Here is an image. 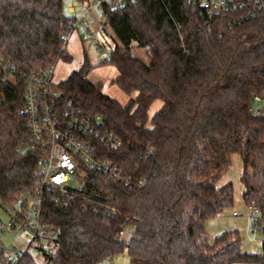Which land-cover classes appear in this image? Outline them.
<instances>
[{
	"label": "trees",
	"instance_id": "trees-1",
	"mask_svg": "<svg viewBox=\"0 0 264 264\" xmlns=\"http://www.w3.org/2000/svg\"><path fill=\"white\" fill-rule=\"evenodd\" d=\"M71 1L85 0H0L2 206L14 207L22 194L35 193L39 156L24 148L21 75L72 62L60 38L71 21ZM134 1L116 11L105 7V13L119 41L107 62L118 71L112 84L129 97L137 95L123 106L101 83H90L87 56L59 89L121 138L122 148L104 150L105 158L144 185L128 188L87 171L67 209L46 200L43 222L62 238L52 264H103L124 255L133 264H264V239L263 254L252 256L241 252L237 231L212 242L206 233L207 221L234 204L233 185L217 183L238 154L243 199L259 210L264 238V113L249 111L256 97L264 100V17L228 26L189 0ZM134 47L147 61L132 54ZM157 101L163 106L150 121ZM95 202L117 215L102 208L94 213ZM128 227L127 241L119 240ZM20 264L37 263L25 255Z\"/></svg>",
	"mask_w": 264,
	"mask_h": 264
},
{
	"label": "built area",
	"instance_id": "built-area-1",
	"mask_svg": "<svg viewBox=\"0 0 264 264\" xmlns=\"http://www.w3.org/2000/svg\"><path fill=\"white\" fill-rule=\"evenodd\" d=\"M126 0H85L71 1L67 14L71 18L67 31L62 32L63 51L72 35L80 28V38L91 37V43L101 54L106 49L103 37L110 31L106 23L105 7L120 10ZM131 5L135 4L134 0ZM198 5L201 13L208 18H218L228 26L239 25L257 17H264V0H189ZM0 59L4 57L0 55ZM109 60L104 59L102 63ZM58 63V62H57ZM56 64L39 68L31 74L21 75L25 81L24 106L20 115L26 121L27 134L24 143L26 151L39 156V179L33 195L22 194L19 208L7 212L9 221L0 223L4 233L28 231L29 245L25 250L16 248L0 251V264H20L25 255H30L37 264H52L61 248V231L43 222V205L51 200L61 209H67L69 202L85 182L86 172L92 171L108 180L125 187L143 186L113 160L105 158L104 150L119 151L123 141L105 127L100 116L90 117L78 108L72 100L65 99L54 82ZM13 80L3 78V81ZM254 102H264L256 97ZM254 115L264 112L259 108L249 109ZM99 208L110 216L118 211L102 203H94L93 212ZM250 211L249 224L255 232L260 231V212L254 207ZM237 216V213H234ZM119 240L127 241L126 230L117 235ZM34 251L35 254L30 252ZM107 262L112 263V259ZM228 264H258L253 262H231Z\"/></svg>",
	"mask_w": 264,
	"mask_h": 264
},
{
	"label": "rangeland",
	"instance_id": "rangeland-1",
	"mask_svg": "<svg viewBox=\"0 0 264 264\" xmlns=\"http://www.w3.org/2000/svg\"><path fill=\"white\" fill-rule=\"evenodd\" d=\"M81 28V27H80ZM78 29L71 37L67 46V54L73 59L71 63L58 61L55 71L54 82L56 84L66 81L71 73L79 71L82 68L84 60L87 59L91 63L93 69L87 74V80L92 84L101 83L103 92L120 102L129 101V96L123 93L116 85L112 84L113 79L118 76L116 68L109 63H102L104 59H108L112 49L119 45V41L108 31L103 41L106 44V49L103 53H97L96 48L91 43V37L81 41L80 31ZM132 54L136 57L143 58L147 61L145 52L137 47L132 49ZM136 93L132 95L134 98ZM122 103V104H123ZM163 103L161 101L155 102L148 112L149 120L161 109ZM254 108H259L264 112V102H254ZM150 125V122H149ZM243 173V162L240 155L235 154L231 157V167L228 172L218 181L219 188L231 183L234 189V204L231 208L224 211V213L216 218L210 219L206 223V233L209 241L212 242L215 238L221 236L225 232L237 231L242 239L241 252L243 254L260 256L263 254V234L261 231L255 232L249 224L250 211L243 199V185L241 183V176ZM19 208V204L14 207L2 206L0 202V223L6 224L9 221L7 212H14ZM237 213V216L234 215ZM131 234V228L126 229ZM30 233L26 230L23 232L4 233L0 230V251L3 249L16 248L25 250L29 245ZM32 255L34 251L30 252ZM103 264H110L105 262ZM111 264H133L131 259L127 256H120L112 259Z\"/></svg>",
	"mask_w": 264,
	"mask_h": 264
},
{
	"label": "crops",
	"instance_id": "crops-1",
	"mask_svg": "<svg viewBox=\"0 0 264 264\" xmlns=\"http://www.w3.org/2000/svg\"><path fill=\"white\" fill-rule=\"evenodd\" d=\"M116 77H117V76H116ZM116 77H115V78H116ZM115 78H114V79H115ZM114 79H113V80H114ZM105 94H106V93H105ZM106 95H107V94H106ZM108 96H110L111 98H113V99H115L116 101H118V100L116 99V97H112L111 95H108ZM129 98H133V97H129ZM129 100H130V99H129ZM118 102H119L121 105L125 106L129 101H127V103H125V102L123 103V102H120V101H118ZM122 103H123V104H122Z\"/></svg>",
	"mask_w": 264,
	"mask_h": 264
}]
</instances>
